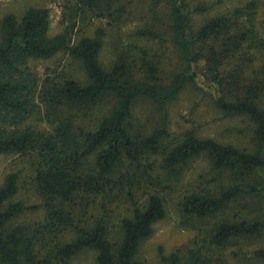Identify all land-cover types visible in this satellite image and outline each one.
Returning a JSON list of instances; mask_svg holds the SVG:
<instances>
[{
  "label": "trees",
  "instance_id": "16d2710c",
  "mask_svg": "<svg viewBox=\"0 0 264 264\" xmlns=\"http://www.w3.org/2000/svg\"><path fill=\"white\" fill-rule=\"evenodd\" d=\"M93 18L106 26L88 32ZM131 18L140 23L123 31ZM62 22L50 34V12L36 6L0 16V155L27 158L38 198L14 200L19 175L3 177L0 264H69L82 251L95 253L94 264H143L141 244L199 157L206 177L176 201L181 226L197 232L183 258L227 264L215 250L233 254L263 237L264 0H64ZM158 45L179 59L166 76ZM58 53L78 60L88 80L63 70L42 77L30 65ZM200 62L214 108L248 121L251 145L168 131L167 107L186 86L199 88ZM140 99L159 113L150 131L136 120ZM26 211L40 217L14 223ZM251 258L264 264V244ZM181 260L160 253L156 264Z\"/></svg>",
  "mask_w": 264,
  "mask_h": 264
},
{
  "label": "rangeland",
  "instance_id": "374dc122",
  "mask_svg": "<svg viewBox=\"0 0 264 264\" xmlns=\"http://www.w3.org/2000/svg\"><path fill=\"white\" fill-rule=\"evenodd\" d=\"M63 3L64 0H0V16L8 12L19 16L30 6L45 7L50 12V34H55L61 31L64 26L62 22ZM138 23H140L138 19L131 18L123 31L132 30V27ZM141 23L143 24L142 21ZM96 26H106L105 19L93 18L88 24L87 31L90 32ZM81 31V28H78L77 35H80ZM156 50L162 59L165 76L179 66V59L171 51V48L159 47L158 45ZM105 55L108 56V53L104 54V59ZM30 65L42 77L48 72L63 70L81 83L88 80L81 63L63 53H58L47 60H32ZM196 69L200 77L199 88L186 86L177 99L167 107L166 126L168 131L171 134H176L191 130L201 137H212L219 141L241 143L245 146L251 145L250 123L241 117H224L215 109L211 101L213 92L205 79L203 62L197 64ZM134 112L136 120L145 130L150 131L159 126V113L148 100H138L134 105ZM37 123L38 128L45 126L38 120ZM10 172H17L19 175L18 192L14 200H20L25 205L37 203L38 198L30 183L31 169L27 158L10 154L0 155V183L3 177ZM184 172L174 191L167 195L165 219L155 224L153 234L140 246L139 258L143 264H156L160 253L169 255L172 252H177L182 257L178 264H190L183 257L188 247L195 249L193 238L197 232L184 229L181 226L176 201L182 191L190 185V181H199L202 175L206 177L207 161L203 157L196 158ZM127 208V203H120L114 212L115 218L113 220L123 215ZM39 217V212L26 211L14 223H32ZM263 244L264 236L255 240L242 241L239 250L233 254L235 247H227L222 251L217 249L215 252L224 259L226 258L227 264H258L251 258V251ZM202 253L204 254L203 249ZM94 256L93 251H82L75 255L69 264H94Z\"/></svg>",
  "mask_w": 264,
  "mask_h": 264
}]
</instances>
